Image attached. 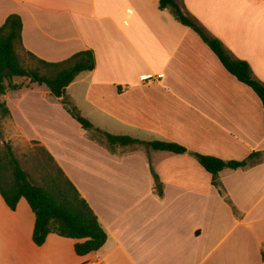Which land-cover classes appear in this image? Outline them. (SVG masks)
I'll return each mask as SVG.
<instances>
[{
  "label": "crops",
  "instance_id": "1",
  "mask_svg": "<svg viewBox=\"0 0 264 264\" xmlns=\"http://www.w3.org/2000/svg\"><path fill=\"white\" fill-rule=\"evenodd\" d=\"M160 1L0 0V28L20 16L27 52L49 63L94 52L95 70L66 95L95 128L188 150L113 153L46 86L16 78L22 89L1 99L8 135L51 154L108 239L84 257L55 234L38 247L28 202L12 211L0 194V264H264L263 104ZM175 1L264 84V0ZM254 153L262 156L247 168L219 174L224 194L195 156L243 162Z\"/></svg>",
  "mask_w": 264,
  "mask_h": 264
},
{
  "label": "trees",
  "instance_id": "2",
  "mask_svg": "<svg viewBox=\"0 0 264 264\" xmlns=\"http://www.w3.org/2000/svg\"><path fill=\"white\" fill-rule=\"evenodd\" d=\"M160 9L169 10L177 21L193 30L225 69L256 93L264 107V84L255 78L247 62L235 58L219 39L187 14L175 0H161ZM22 32L23 22L18 15L9 16L0 28V110L5 119L10 117V111L1 102L2 97L22 89L23 86L16 82V78H26L32 84L46 86L53 97L61 100L67 112L87 131L90 138L113 153L118 148L128 147H147L157 152L177 155L188 152L185 147L176 143L142 142L131 137L114 136L95 128L66 95L67 88L79 75L95 70L94 52L83 51L63 62L49 63L25 50ZM25 58L32 60L34 65L26 67ZM31 144L38 149L31 160L37 169L41 185H35L31 181L12 146L7 144L5 153L0 155V194L5 203L12 211H16L22 199L28 202L36 217L33 241L38 247L46 243L49 235L55 234L76 240L75 251L80 257L98 252L106 244L108 236L97 216L51 154L37 142ZM195 156L201 166L211 174L213 185L224 194L218 180L219 174L225 169H245L255 159L261 158L262 154L254 153L249 160L243 162H226L200 154ZM154 177L157 192L162 196V183L157 174L154 173ZM262 259L264 260V251Z\"/></svg>",
  "mask_w": 264,
  "mask_h": 264
},
{
  "label": "rangeland",
  "instance_id": "3",
  "mask_svg": "<svg viewBox=\"0 0 264 264\" xmlns=\"http://www.w3.org/2000/svg\"><path fill=\"white\" fill-rule=\"evenodd\" d=\"M24 60H26V67H31L34 65V62L29 58H25ZM2 115L3 114L0 110V155H3L5 153L6 145L10 144L17 154L18 158L22 162L23 168L29 174L31 181L35 185H41V180L38 175L37 169L31 160V158L38 152L37 147L33 144L24 143L19 140H11L7 131V121ZM5 121L6 123L4 125Z\"/></svg>",
  "mask_w": 264,
  "mask_h": 264
},
{
  "label": "built area",
  "instance_id": "4",
  "mask_svg": "<svg viewBox=\"0 0 264 264\" xmlns=\"http://www.w3.org/2000/svg\"><path fill=\"white\" fill-rule=\"evenodd\" d=\"M163 77H164V75H160V76H159L160 79L163 78ZM85 264H93V263H91V262H86Z\"/></svg>",
  "mask_w": 264,
  "mask_h": 264
}]
</instances>
